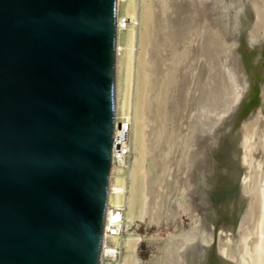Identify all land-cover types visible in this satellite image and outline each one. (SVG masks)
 Instances as JSON below:
<instances>
[{
    "label": "water",
    "instance_id": "water-1",
    "mask_svg": "<svg viewBox=\"0 0 264 264\" xmlns=\"http://www.w3.org/2000/svg\"><path fill=\"white\" fill-rule=\"evenodd\" d=\"M116 4L0 0V264H101Z\"/></svg>",
    "mask_w": 264,
    "mask_h": 264
},
{
    "label": "rangeland",
    "instance_id": "rangeland-1",
    "mask_svg": "<svg viewBox=\"0 0 264 264\" xmlns=\"http://www.w3.org/2000/svg\"><path fill=\"white\" fill-rule=\"evenodd\" d=\"M206 3L208 0L152 2L153 16L145 51L150 88L146 92L148 109L142 120L146 150L143 159L145 217L143 220L135 218L128 230L123 231V235L129 232L140 236L136 249L140 264H191L190 260L186 261L185 248L196 249L207 238L206 243H210L214 252L232 264H264V104L253 114L244 115L247 117L241 124L240 197L244 201L238 224L231 228L206 222L198 203L197 164L207 145L204 141L213 131L201 110L206 102L210 103V95L217 84L221 94L235 90V85L243 92L246 88L242 80L244 67L240 64L243 59L238 54L240 33L237 28L232 30L234 34L227 29L230 35L222 32ZM123 4L124 0H119V17ZM117 42L114 121L130 122L133 163L139 47L137 43L134 45L129 109L124 116L119 104L125 92V31L118 33ZM224 82H228L227 89ZM114 180L113 172L109 183ZM209 182L210 179L206 180L210 185Z\"/></svg>",
    "mask_w": 264,
    "mask_h": 264
},
{
    "label": "bare ground",
    "instance_id": "bare-ground-1",
    "mask_svg": "<svg viewBox=\"0 0 264 264\" xmlns=\"http://www.w3.org/2000/svg\"><path fill=\"white\" fill-rule=\"evenodd\" d=\"M152 2L153 0H124L120 17L117 14L119 0L116 4L117 54L119 45L117 35L119 32L125 31L126 36V45L123 49L126 57L125 92L119 104L124 116L129 109L128 95L131 86L132 59L135 55L134 45L137 43L139 47L136 54L137 74L133 114L135 157L133 163L130 156L129 161H126L127 164L121 160L119 164L111 165L110 175L114 172L115 180L109 183L101 264H140L136 256L140 236L132 235L129 232L123 235V231L128 230L135 218L143 220L145 217L143 180L146 171L143 159L146 150L144 149L145 124L142 120L148 109L146 92L150 88V84L148 87L149 77L145 69L148 61L145 57V51L149 43L150 34L148 29L153 16ZM206 5L214 21L219 24V29L222 27V32L227 29L231 33L232 30L235 31L237 28L240 33V41L235 40L236 37H233V39L238 41L237 44L240 49L238 54H241L239 58L243 59V63L240 62V64L244 69L242 67L240 69L242 68V71L245 72L242 74L243 76L245 74L242 80H244L246 88L243 92L235 85V90L234 88L229 89L226 93L221 94L220 89L218 90L220 87L216 88L217 84L212 90V95H210L212 96L210 103L207 104L208 102L205 101L203 110H201L203 111L202 116L212 124L210 129H213V131H210L212 133L204 141L207 143V145L204 144L206 147H203L205 150L201 149L204 151L197 164L195 181L198 184V190L196 191L205 221L213 223V225L220 223V225L223 224L233 228L239 222L241 217L240 208L242 201H244L240 197V163L242 161L241 155H243L241 154V140H243L241 139V124H244L242 121L244 122L245 117H247H244V115L247 113L248 115H250L249 113L253 114V111L260 109L264 104V0H208ZM226 31L225 33L230 35ZM233 31L232 34H234ZM239 33L234 36H238ZM237 38L239 39V37ZM225 80L228 79L225 77ZM221 83L223 82L221 81ZM224 83L225 87L224 85L223 87L226 88L228 82ZM114 132H118L116 128ZM126 171H128V174L124 178ZM209 179L210 185L206 183V180ZM207 241H209L208 238ZM207 241L205 243L202 241L203 243H199L200 245L197 248L195 247L196 249L193 248V250L187 246L185 248L187 249L185 250L186 261L190 260L191 264H232L229 260L215 253L209 245L210 243H206Z\"/></svg>",
    "mask_w": 264,
    "mask_h": 264
},
{
    "label": "built area",
    "instance_id": "built-area-1",
    "mask_svg": "<svg viewBox=\"0 0 264 264\" xmlns=\"http://www.w3.org/2000/svg\"><path fill=\"white\" fill-rule=\"evenodd\" d=\"M119 125V127H117ZM118 132H113L112 138V164H119L122 160L128 162L131 156L130 122L120 121L115 123ZM126 162V164H127Z\"/></svg>",
    "mask_w": 264,
    "mask_h": 264
}]
</instances>
